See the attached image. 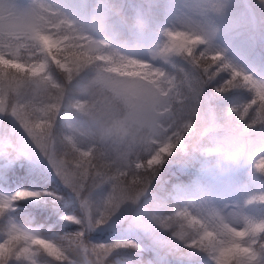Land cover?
Masks as SVG:
<instances>
[{
	"label": "snow or ice",
	"instance_id": "obj_1",
	"mask_svg": "<svg viewBox=\"0 0 264 264\" xmlns=\"http://www.w3.org/2000/svg\"><path fill=\"white\" fill-rule=\"evenodd\" d=\"M166 37L167 42L161 49L163 57L183 54L208 79L221 71L228 72L229 78L218 91L247 87L253 96L242 105L241 119L252 109L264 118V82L237 69L225 58L220 59L223 53L211 47H204L201 54L196 47L201 37L179 30L168 31ZM188 53L192 55L189 57ZM53 65L64 74L63 82L52 75ZM89 65L97 66L98 86L130 103L133 115H147L159 102L161 93L168 102H180L182 99L180 85L165 72L150 63L110 50L104 43L79 31L69 19L41 0H35L24 11H17L0 0V73L5 74L9 84L14 78H18L20 83L16 91L0 87V112H11L63 181L77 193L96 183L107 182L110 185V192L101 206H92L86 198L81 201L86 223L91 227L103 224L122 203L142 195L156 168L181 143L191 124L171 132L165 129L160 141L129 146L119 162L112 158V149L107 145L81 147L71 137L57 139L53 128L69 98L67 84ZM4 82L0 80V85ZM25 87L32 90L29 98H22ZM140 151L148 152L146 159L139 158ZM256 167L264 171V158L257 161ZM39 195L22 189L11 197H0V216L13 208L14 201ZM259 199L264 200V196ZM67 219L81 223L75 216ZM169 221L175 225L177 236L186 239L190 247L209 252L214 264H264L261 258L264 254V220L245 217L242 226L228 224L205 219L191 207H183L166 217L162 221L163 227H170ZM83 235V232H77L62 239L45 237L12 223L0 239V264H9L12 259L42 264L41 256L71 264L73 256L70 249L75 247L89 255L95 264H105L112 248L132 244L131 241H123L112 245H89Z\"/></svg>",
	"mask_w": 264,
	"mask_h": 264
},
{
	"label": "rangeland",
	"instance_id": "obj_2",
	"mask_svg": "<svg viewBox=\"0 0 264 264\" xmlns=\"http://www.w3.org/2000/svg\"><path fill=\"white\" fill-rule=\"evenodd\" d=\"M4 2L17 11H24L30 8L35 0H4ZM41 2L64 18L69 19L79 31L93 39L103 41L110 50L126 57L148 62L153 67L165 72L181 86L180 91L184 94L183 99L187 104L214 118L222 119L224 117L219 114V108L222 104H219L217 109L213 106L218 103L227 104L229 103L228 100H232L234 97L233 95H225L230 92L229 89L210 94L206 86L210 82L220 80V77H222L219 81L221 83L215 84H223L229 77L219 72L208 79L203 76L198 67L192 64L190 58H186L180 53H174L167 57L158 55L159 48L167 38L166 31L173 27H182L185 15L190 13V19L202 23L207 28L206 43L202 44L200 48L211 47L213 50L222 52L224 58L237 69L251 74L258 81L264 82V0H41ZM155 9L158 12L160 10L161 16L158 18L152 14V10ZM117 24L122 26L123 31L134 29V34H128V37L118 36L112 31L113 27L117 30ZM90 66L94 69L90 70ZM97 70L96 65H89L78 73L67 84L68 96L77 95L76 86L94 77ZM51 73L55 78L64 81V74L54 65L51 66ZM0 87L16 91L20 87V83L18 79L10 84L5 81ZM241 87L245 89L243 91L253 95L250 89L239 86V88ZM31 96V88L22 89V98ZM251 99L252 96L246 94L238 103L242 106ZM232 108L238 107H228L225 110L228 113L224 112L227 113L225 116H234V113L231 112ZM4 113L0 112V123L4 120ZM69 113L68 107H62L55 121L53 133L57 139L59 137L62 139L68 134V121L65 117ZM6 119V129L8 128L9 131L6 142L28 156L66 189V197L62 201V207L67 208H63L59 216L64 219H67L68 216H75L81 220V223L74 224L61 233L42 232L38 228L28 227L18 220L15 209H24L27 205L28 207L40 206L52 200L53 197L43 188L34 189L22 185H15L12 188L0 186V197L5 198L11 197L16 191L22 189L42 193L37 197L14 201L13 208L0 216L3 233L0 235V239L4 237V226L8 219H12L26 230L45 237L62 239L77 232H83V239L89 245L116 244V242L123 241H116L115 238L125 235L124 233L130 234L128 237H131L129 239L132 240V244L112 248L109 254L112 256V260H109L107 264H135L133 260L137 259L141 250L151 246L161 249L163 246H169L172 243H174V247H185L186 250L188 249L187 251L196 253L194 250H198L199 254H196H204L210 260V264H214L209 252L190 247L186 239L180 241L181 238L175 234L176 230L167 236L163 226L144 224L134 219L131 209L135 205L130 201L122 203L103 224L89 227L86 223V213L81 201L86 198L92 206H101L110 192V185L107 182L96 183L77 193L63 181L48 157L35 144L10 111H6ZM186 154L187 152L181 153L179 150H174L156 168L151 180L159 183L167 182V189L159 194L150 189L151 183L149 182L147 193L149 198L161 206L169 201L171 204L169 212L190 205L199 206L203 203L217 209L224 215L238 218L247 217L257 221L264 220V203L260 205L253 202L254 195L251 187L240 176L243 172H247L251 178L258 176L256 180L257 198L261 200L259 197L264 196V171L256 167L257 162L245 169L246 164L255 159V155L241 158L235 162L222 161L211 166H203L201 161H196L197 166L186 178H170L168 172L172 164L182 161L181 157ZM138 156L140 159H146L148 152L140 151ZM131 179L129 177V180ZM261 258L264 259V256ZM13 260L20 264H27L24 260ZM58 262L65 264V262ZM42 264L50 263L45 260ZM148 264L151 262L148 261Z\"/></svg>",
	"mask_w": 264,
	"mask_h": 264
},
{
	"label": "clouds",
	"instance_id": "obj_3",
	"mask_svg": "<svg viewBox=\"0 0 264 264\" xmlns=\"http://www.w3.org/2000/svg\"><path fill=\"white\" fill-rule=\"evenodd\" d=\"M189 15L190 13L183 17L182 27H173L166 33L179 30L193 37H201L196 47L202 54L204 48L200 46L204 44L208 31L205 25L190 19ZM4 18L7 19V14ZM97 41L104 43L101 40ZM166 42L167 38L158 50V55L161 57H163L161 49ZM187 55L190 57L192 53ZM219 58L223 59L224 56L221 55ZM76 90L78 94L69 97L64 104L70 109V113L65 117L68 121V134L61 140L71 137L81 147L92 144L107 145L112 149L111 155L116 162H119L122 153L129 146L160 141L161 133L165 129L171 132L189 123L190 130L185 133L183 140L174 150L187 152L189 158L193 161H201L203 166H211L222 161L235 162L253 155L257 156L258 160L264 158V118L257 115L255 109L250 110L243 119L240 116L242 106L235 108V111L234 108L231 109L234 116L214 118L187 104L183 99L184 94L180 91L182 96L180 102H168L161 93L159 102L147 115L137 116L133 115L130 103L110 90H103L98 86L96 74L88 81L78 84ZM148 188L149 185L138 198L128 200L135 205L131 209V214L134 219L144 224L163 226L162 221L175 211L166 212L160 204L149 198ZM189 207L205 219H215L228 224L236 223L241 226L244 222V218L224 215L207 204ZM12 223L16 222L8 219L4 233ZM169 223L171 227L176 228L170 221ZM70 255L73 257L83 255L87 257L89 264H95L91 257L80 251L78 247L70 249Z\"/></svg>",
	"mask_w": 264,
	"mask_h": 264
},
{
	"label": "trees",
	"instance_id": "obj_4",
	"mask_svg": "<svg viewBox=\"0 0 264 264\" xmlns=\"http://www.w3.org/2000/svg\"><path fill=\"white\" fill-rule=\"evenodd\" d=\"M152 14L155 18L161 16L160 10L158 12L156 9L154 11L152 10ZM116 27L117 30H115L116 28L113 27L112 31L116 33L118 36L128 37V34H134L133 33L134 29L132 28H131L132 31H126V30L123 31L121 29L122 26L120 24H117ZM146 28L148 29V26ZM124 32H131V33H124ZM193 65L196 66L195 64ZM89 69L93 70L94 68L90 66ZM221 73H224L227 77H229L228 72L221 71ZM4 78H5V74L0 73V79L7 81ZM221 78L222 77H220V80ZM17 79L18 78H14L12 83ZM220 80H217L218 82L217 81L210 82L207 84L206 88L208 89L210 94H215L217 92H220L218 91V89L222 88L223 84L220 85L215 84V83H221L219 82ZM243 90L245 89L242 87L239 88V86L229 89L228 91L230 92L225 95H233L234 98L232 100H228L229 103L227 104L218 103L214 105L213 108L217 109L219 107V104H222L220 105L219 108V114L225 117V115L228 113V111L225 110L228 107L231 106L240 107L241 105L238 102L241 101L242 97H244L246 94L253 96L250 92ZM3 118H4V120H2L3 122L0 123V186L6 188H12L15 185H22L24 187H31L34 189L43 188L45 189V191L49 193V195L53 197L52 200H49L40 206L33 205L26 207L24 209H15V215L18 218V220L22 224L28 227L38 228L42 232H56V233H61L64 230L73 226L74 224H78L76 222L69 221L59 216L61 210L63 208H67V207H62V201L66 197V189L53 176L45 172L39 165L33 162L28 156L19 152L15 147L13 148L11 144L7 145L6 136L7 133L9 134V131L8 128L6 129V123H5V121L7 120L6 111L4 113ZM59 139L61 138L59 137ZM181 160L182 161L172 164V167L168 172L170 178H181V179L186 178L188 175L192 173L193 169L197 166V162L188 158V154L182 156ZM257 160L258 157L256 156L253 161L251 160L248 164H246L245 169H247V167L249 166L254 165L257 162ZM240 176L246 182V184L251 187V190L254 195L253 202L255 203L257 202L256 204H260V205L263 204L264 200H258L257 198L256 180L258 176H256L255 178H251L249 174L247 175V172L241 173ZM252 179H255V181H252ZM150 183H151L150 189L159 194H162L163 190L167 189V182L159 183L153 179L152 180L150 179ZM162 207L166 212H169V209L171 208V204L169 201H166ZM175 230L176 229L171 226L168 228L164 227V231L167 236H170L172 232H175ZM1 234L3 233L1 231V221H0V235ZM124 234L125 235L121 237L118 236L117 238H115L116 241L120 240V241L132 242V240L129 239L131 237H128L130 234L127 233ZM175 248L173 244L169 246H163V248L161 249L148 247L145 250H141L137 259H135L134 261L135 263L137 262L140 263L142 261V264H148V261H150L151 263L153 262L152 264L154 263L155 264H210V260H208L204 255L201 254H200L201 256L198 255L199 254L198 250H194L196 251V253H198L196 254L193 251H187L185 248L183 249V247L180 248L178 247L176 249ZM39 258L42 261L46 260L50 264H60L58 261L48 258L46 256H41ZM109 260H112L111 255L107 257L105 264H107ZM71 261L72 264H89L87 257L83 255H77L75 257H72ZM9 264H20V263L12 259L9 261Z\"/></svg>",
	"mask_w": 264,
	"mask_h": 264
},
{
	"label": "bare ground",
	"instance_id": "obj_5",
	"mask_svg": "<svg viewBox=\"0 0 264 264\" xmlns=\"http://www.w3.org/2000/svg\"><path fill=\"white\" fill-rule=\"evenodd\" d=\"M5 79V78H4ZM3 122V121H2ZM3 144V143H2ZM7 145H8V143H7ZM4 146V145H3ZM12 149V148H11ZM189 158V157H188ZM186 159V158H185ZM191 159V158H190ZM188 160V159H187ZM191 161V160H190ZM38 191V190H37ZM39 192V191H38ZM40 194H42V193H40ZM27 207H28V205H27ZM78 226V225H77ZM132 234V233H131ZM170 235V234H169ZM167 237V236H166ZM173 237V236H172ZM179 239V238H178ZM115 240V239H114ZM167 240H169V239H167ZM175 240H177V239H175ZM183 239H181L180 241H182ZM185 240V239H184ZM169 243L171 242V241H168ZM167 242V243H168ZM172 244H174V243H172ZM168 245V244H167ZM178 246V245H177ZM188 246V245H187ZM151 247H153V246H151ZM165 248V247H164ZM169 248V247H168ZM175 248V247H174ZM185 248V247H184ZM183 248V249H184ZM176 249V248H175ZM182 249V248H181ZM164 250V249H163ZM174 250V249H173ZM188 250V249H187ZM168 251V250H167ZM175 251V250H174ZM143 252V251H142ZM141 252V253H142ZM150 252V251H149ZM157 252V251H156ZM145 253V252H144ZM151 253V252H150ZM171 253V252H170ZM179 253V252H178ZM186 253V252H185ZM140 254V253H139ZM155 254V253H154ZM173 254V253H172ZM159 255V254H158ZM169 255V254H168ZM201 255H204V254H201ZM200 255V256H201ZM143 256V255H142ZM140 257H141V255H140ZM110 258V257H109ZM133 258V257H132ZM164 258V257H163ZM107 259V258H106ZM158 259V258H157ZM142 260V259H141ZM144 260V259H143ZM114 261V260H113ZM134 261V260H133ZM43 262V261H42ZM128 262V261H127ZM135 262V261H134ZM111 263V262H110ZM114 263H115V261H114ZM140 263H142V261L140 262ZM143 263H144V261H143ZM153 263V262H152ZM151 263V264H152ZM112 264V263H111ZM136 264V263H135ZM137 264H138V262H137ZM155 264V263H154Z\"/></svg>",
	"mask_w": 264,
	"mask_h": 264
}]
</instances>
